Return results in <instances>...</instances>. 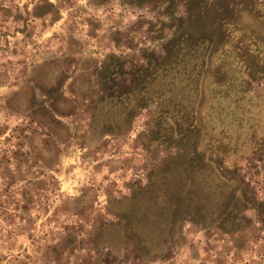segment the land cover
<instances>
[{"label":"rangeland","instance_id":"1","mask_svg":"<svg viewBox=\"0 0 264 264\" xmlns=\"http://www.w3.org/2000/svg\"><path fill=\"white\" fill-rule=\"evenodd\" d=\"M151 55L163 136L112 102ZM0 264H264V0H0Z\"/></svg>","mask_w":264,"mask_h":264},{"label":"trees","instance_id":"2","mask_svg":"<svg viewBox=\"0 0 264 264\" xmlns=\"http://www.w3.org/2000/svg\"><path fill=\"white\" fill-rule=\"evenodd\" d=\"M121 66L123 62L112 60L102 72L103 78L109 80L110 77L109 81H113L116 71ZM177 67L168 56L159 58L151 55L146 57L142 65L132 64L129 71L132 84L126 92L116 95V101L112 100L114 106L125 104L124 122L131 123L140 110L152 106L155 107V136H163L165 132L167 134L168 130L173 129L176 114L180 112L177 107L181 106L176 101L184 100L191 95L190 88L174 86L176 76L173 74ZM113 121L118 122V118L114 116Z\"/></svg>","mask_w":264,"mask_h":264}]
</instances>
